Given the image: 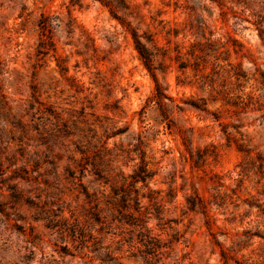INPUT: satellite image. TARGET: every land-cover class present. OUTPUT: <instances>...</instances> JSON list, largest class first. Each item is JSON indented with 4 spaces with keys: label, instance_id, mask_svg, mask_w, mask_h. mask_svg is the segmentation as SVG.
<instances>
[{
    "label": "rangeland",
    "instance_id": "1",
    "mask_svg": "<svg viewBox=\"0 0 264 264\" xmlns=\"http://www.w3.org/2000/svg\"><path fill=\"white\" fill-rule=\"evenodd\" d=\"M0 264H264V0H0Z\"/></svg>",
    "mask_w": 264,
    "mask_h": 264
},
{
    "label": "trees",
    "instance_id": "2",
    "mask_svg": "<svg viewBox=\"0 0 264 264\" xmlns=\"http://www.w3.org/2000/svg\"><path fill=\"white\" fill-rule=\"evenodd\" d=\"M133 37H134V40L136 43V47L139 51V54L142 57V59L145 61V64L147 65V62L149 61V54H148L147 50L144 48V46L140 43L138 37H136L135 34Z\"/></svg>",
    "mask_w": 264,
    "mask_h": 264
}]
</instances>
